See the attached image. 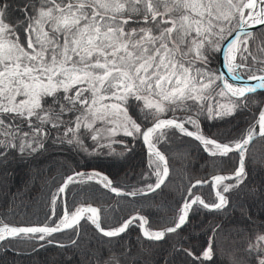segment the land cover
<instances>
[{
	"label": "snow or ice",
	"instance_id": "snow-or-ice-1",
	"mask_svg": "<svg viewBox=\"0 0 264 264\" xmlns=\"http://www.w3.org/2000/svg\"><path fill=\"white\" fill-rule=\"evenodd\" d=\"M220 57L226 72L214 67ZM237 120L227 131L205 129ZM182 138L201 153L204 175L172 192V161L188 157L174 147ZM257 139L264 0H0V182L13 165L33 176L53 163L64 169L42 220L0 215L6 253L73 249L81 264H264V217L247 207L248 198L264 203ZM137 144L145 166L135 183L117 184L87 163L123 161ZM76 157L83 168L68 164ZM70 186L83 198L69 200ZM165 189L172 199L162 204ZM100 190L112 194L107 206ZM236 209L243 229L226 230L219 218Z\"/></svg>",
	"mask_w": 264,
	"mask_h": 264
},
{
	"label": "trees",
	"instance_id": "trees-1",
	"mask_svg": "<svg viewBox=\"0 0 264 264\" xmlns=\"http://www.w3.org/2000/svg\"><path fill=\"white\" fill-rule=\"evenodd\" d=\"M214 67L217 68V63L214 62ZM242 121H234L230 125H221L219 129L210 127L205 124L206 131L217 132V131H227L231 129L236 123H241ZM181 141L176 142V146H180L182 151L188 153V157L183 161L173 160L172 164L175 168L173 173L174 183L170 185L172 192L180 184L182 178L186 176H192L199 178L204 175V161L200 158L201 153L196 150V145L189 138H182ZM252 154L258 159H264V140L257 139L255 143L251 146ZM61 159H63L61 157ZM77 162L79 166L83 168L85 166V161L81 160L79 157L74 159H69L68 164L71 167H76ZM88 164L97 166L100 170L104 171L110 176L117 184L127 185L130 183H135L138 174L145 166L144 149L141 145L137 144L134 151L123 161H112L110 159H99V160H88ZM15 173L10 176L6 181L0 182V215L9 214L8 219L11 220L13 217L10 215L11 212H15L20 218H30L32 220L43 219V213L46 211L45 202L47 200L48 192L50 188H54L53 178L59 182V176L64 172V169L57 167L54 163L51 165H45V171L40 176H33L29 168L25 165H13ZM250 167H257L250 165ZM6 182V183H5ZM5 183V185H4ZM99 187V186H97ZM5 188V189H4ZM3 189V190H2ZM70 191L68 193V199L71 200L76 197L77 200L82 199L83 196H77L79 189L70 186ZM99 197V203L102 206H107L112 202V194L106 193L105 190H100L96 194ZM178 196V193H176ZM243 197H234V203ZM172 196L169 189H165L163 195H158L156 197L157 202L162 204H167L171 202ZM125 208L129 207V202L124 201ZM131 206L139 207L138 204L132 202ZM248 210L252 209L255 216L254 218L264 217V203L254 202L251 198L247 199ZM258 213V215H257ZM201 216L199 219H204ZM211 219V217H208ZM225 225L227 229L241 228L243 229V218L240 215L238 209L230 212L228 215L219 218ZM83 223V221H82ZM130 241H135V232L128 237ZM59 250L55 248H47L41 250L38 255H33L31 257H20L15 256L11 252H5L4 246L0 245V264H81L83 257L75 250L68 249L64 254H58ZM8 262V263H6Z\"/></svg>",
	"mask_w": 264,
	"mask_h": 264
},
{
	"label": "water",
	"instance_id": "water-1",
	"mask_svg": "<svg viewBox=\"0 0 264 264\" xmlns=\"http://www.w3.org/2000/svg\"><path fill=\"white\" fill-rule=\"evenodd\" d=\"M216 63H217V68H218L220 71H224V72H226V69H224V68L222 67V64H223L222 57H220V58L216 61Z\"/></svg>",
	"mask_w": 264,
	"mask_h": 264
},
{
	"label": "rangeland",
	"instance_id": "rangeland-1",
	"mask_svg": "<svg viewBox=\"0 0 264 264\" xmlns=\"http://www.w3.org/2000/svg\"><path fill=\"white\" fill-rule=\"evenodd\" d=\"M17 170V169H16ZM7 182V181H6ZM5 182V183H6ZM5 183H4V185H5ZM5 189V188H4ZM3 190V189H2ZM239 210V209H238ZM240 211V210H239ZM249 212L253 215V216H255L256 214H254L255 212H253L252 211V209L250 208V210H249ZM257 215H258V213H257ZM259 216V215H258ZM6 263H8V262H6ZM8 264H11V262H9Z\"/></svg>",
	"mask_w": 264,
	"mask_h": 264
}]
</instances>
